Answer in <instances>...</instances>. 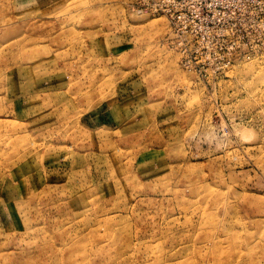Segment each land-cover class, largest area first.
Wrapping results in <instances>:
<instances>
[{"label": "rangeland", "instance_id": "rangeland-1", "mask_svg": "<svg viewBox=\"0 0 264 264\" xmlns=\"http://www.w3.org/2000/svg\"><path fill=\"white\" fill-rule=\"evenodd\" d=\"M144 3L0 0V264H264V0Z\"/></svg>", "mask_w": 264, "mask_h": 264}, {"label": "built area", "instance_id": "built-area-1", "mask_svg": "<svg viewBox=\"0 0 264 264\" xmlns=\"http://www.w3.org/2000/svg\"><path fill=\"white\" fill-rule=\"evenodd\" d=\"M184 2H186V0H145L142 6L145 5L151 14L155 15L162 13L167 16L170 20V31L174 33V37L177 38L180 47L182 46L181 53L184 54L186 58H196L199 57V53L202 52L201 44L211 41L214 37L207 35V28L211 24L202 18L200 21L205 24L204 31L197 28L194 20H191L193 25L181 26L180 18H184L186 16V10L191 7L188 3L187 6L183 8L182 4Z\"/></svg>", "mask_w": 264, "mask_h": 264}]
</instances>
